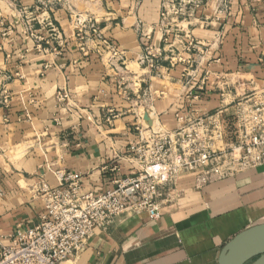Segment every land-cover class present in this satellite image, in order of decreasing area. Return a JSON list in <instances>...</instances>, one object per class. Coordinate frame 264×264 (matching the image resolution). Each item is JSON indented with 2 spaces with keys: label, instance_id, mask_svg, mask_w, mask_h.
<instances>
[{
  "label": "crops",
  "instance_id": "obj_1",
  "mask_svg": "<svg viewBox=\"0 0 264 264\" xmlns=\"http://www.w3.org/2000/svg\"><path fill=\"white\" fill-rule=\"evenodd\" d=\"M228 1L223 10L221 0H201L194 17L181 24L176 49L197 60L192 72L182 64L151 70L139 62L146 45L164 48L162 0H0V233L39 223L45 209L36 191L42 183L58 187L56 171L82 175V192L95 194L115 178L136 174L125 158L139 139L136 126L158 122L175 129L176 116L191 109L185 95L193 87L206 91L193 108L219 120L233 116L244 96L264 92V0ZM36 9L60 40L48 45L51 34L37 22L33 36L28 32L26 18ZM77 17L94 18L124 51V80L98 56L93 40L86 41L88 54L81 51ZM187 36L207 53L186 52ZM123 86L133 99L151 94L154 111L126 100ZM61 90L67 103L58 102ZM111 113L116 118L108 122ZM196 177L184 174L163 192L172 200L159 219L126 217L98 229L80 255L63 264H219L231 239L264 223V165L202 189Z\"/></svg>",
  "mask_w": 264,
  "mask_h": 264
},
{
  "label": "built area",
  "instance_id": "obj_2",
  "mask_svg": "<svg viewBox=\"0 0 264 264\" xmlns=\"http://www.w3.org/2000/svg\"><path fill=\"white\" fill-rule=\"evenodd\" d=\"M200 1L162 0L158 28L164 48L146 45L139 61L142 66L154 70L168 63L171 69L181 64L190 70L194 68L197 60L178 52L176 39L181 38V24L194 17ZM228 2L221 0L223 10ZM39 12L36 9L30 13L32 16L26 18L28 32L33 36L34 23L37 22L51 34L50 39L45 40L48 45L53 40H60V33L49 18L40 19L39 15H34ZM77 18L76 38L80 41L81 51L88 54L86 41L93 40L98 56L124 80L128 69L121 47L102 34L94 18L87 17L82 21ZM187 37L186 52L200 56L207 53V46L191 36ZM145 38L150 40L147 35ZM205 93V89L199 86L186 93L191 109L176 116L175 129H168L158 122L146 128L137 125L139 139L128 147L125 158L138 171L115 178L107 191L83 193L82 175L56 171L59 186L53 188L42 183L36 191L45 209L39 223L10 236L0 233V264H63L79 256L98 229L108 230L116 221L126 217L146 215L151 220L159 219L163 206L172 200L169 195L163 198V192L175 187L184 174H196V186L202 189L213 181L263 166L264 92L244 96L235 103L232 132L225 123V117L219 120L193 108V103L201 101ZM123 97L147 112L154 111L149 102L151 94L147 92L133 99L123 86ZM3 100L6 105L10 100L6 89L3 90ZM68 100V93L59 91V104ZM115 118L111 113L107 121ZM4 196L0 178V198Z\"/></svg>",
  "mask_w": 264,
  "mask_h": 264
},
{
  "label": "water",
  "instance_id": "obj_3",
  "mask_svg": "<svg viewBox=\"0 0 264 264\" xmlns=\"http://www.w3.org/2000/svg\"><path fill=\"white\" fill-rule=\"evenodd\" d=\"M249 263L264 264V223L236 235L224 246L219 256V264Z\"/></svg>",
  "mask_w": 264,
  "mask_h": 264
},
{
  "label": "trees",
  "instance_id": "obj_4",
  "mask_svg": "<svg viewBox=\"0 0 264 264\" xmlns=\"http://www.w3.org/2000/svg\"><path fill=\"white\" fill-rule=\"evenodd\" d=\"M225 123L228 125L229 129H230V132H232L233 130V124H234V121H233V116H227V118H225ZM255 260V259H254ZM253 260V261H254ZM252 262V261H251ZM250 262V263H251ZM249 263V264H250Z\"/></svg>",
  "mask_w": 264,
  "mask_h": 264
}]
</instances>
